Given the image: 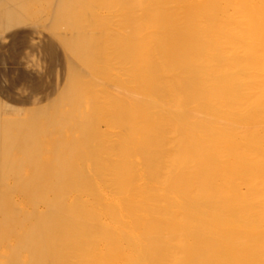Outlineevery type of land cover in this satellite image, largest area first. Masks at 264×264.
<instances>
[{"label": "bare ground", "instance_id": "bare-ground-1", "mask_svg": "<svg viewBox=\"0 0 264 264\" xmlns=\"http://www.w3.org/2000/svg\"><path fill=\"white\" fill-rule=\"evenodd\" d=\"M97 1L0 0V35L18 26H39L63 41L72 58L59 95L29 113L36 120L30 148L27 142L19 149L14 138L20 113L0 102L1 264H76L84 258L105 264V253L89 245L118 242L111 214L98 212L105 210L94 206L100 199L84 197L83 192L95 185L92 179L108 177L106 167L95 163L111 152L112 139L106 145L102 133L108 136L109 113L118 126L132 128L141 119L140 112L152 118L154 135L162 133L165 148L242 152L239 161L253 168L243 175L249 174L256 193L253 216L239 241L243 245H238L240 264H264V0H99L113 9L107 32L113 45L102 64H110L109 71L126 74L130 81L129 103L114 95L109 112L101 101L107 91L97 88L103 79L85 80L82 86L79 82L80 62L89 57L85 47H91L97 35L90 30L94 24L81 21L76 8ZM162 20L172 23L165 35L164 63L157 53L143 82L141 48L136 42L143 36L157 42ZM146 22L154 27L141 32ZM83 72L89 70L84 67ZM95 94L98 97L92 103L89 96ZM75 96L90 102L89 125L73 113ZM143 96L149 106L139 111ZM68 115L73 117L70 128ZM9 177L24 186L26 195L36 193L26 199L34 202L32 210L6 212L16 201L3 197L13 193ZM50 177L57 181L49 190ZM48 190L60 196L47 197ZM69 193L74 197L67 198ZM168 236L155 234L150 246L161 245ZM182 250L185 261L186 250ZM226 252H231V246ZM150 254L153 258L156 252ZM226 264H236L235 257L228 256Z\"/></svg>", "mask_w": 264, "mask_h": 264}, {"label": "rangeland", "instance_id": "rangeland-1", "mask_svg": "<svg viewBox=\"0 0 264 264\" xmlns=\"http://www.w3.org/2000/svg\"><path fill=\"white\" fill-rule=\"evenodd\" d=\"M76 13L81 21L94 24L90 30H95L97 35L91 47H85L89 57L79 65L81 86L85 80L103 79L104 82L97 88H105L107 91L101 96V101L108 112L111 111L110 98L114 95L128 104L130 81L126 74L121 76L118 72L108 70L110 64H102L109 46L113 45L107 33L112 26L113 20L110 17L113 9L98 0L80 5ZM171 24L162 20L158 26L160 35L157 42L151 36H143L136 42L141 48L139 57L143 82L151 73L150 62L156 59L157 53L164 63L165 35L167 30L171 31ZM153 27V24L146 22L140 30L145 32ZM61 42L69 55L70 74L72 58L66 44ZM100 62L102 68H98ZM84 67L89 72L84 74ZM90 92L88 90L87 94L90 95ZM89 97L93 103L98 96L95 94ZM143 100L144 96L141 98L142 106H137L139 111L149 106ZM73 113L78 118L74 110ZM109 115L110 120L105 126L108 136L102 133L108 142L106 145L112 139L109 148L111 152L105 156V160L96 159L95 163L106 167L108 177L92 179L95 185L84 191L83 196L100 199L101 202H96L94 206L105 207L104 211L98 212L111 214L118 242L114 245H89V248L103 251L105 264H226L228 256H234L236 264H240L242 248L238 245H243L239 241L248 227L247 220L253 216L252 201L256 193L249 174L243 175L244 171L251 173L253 168L239 161L242 152L233 149L213 152L210 149L165 148L161 143L162 133H158L157 137L154 135L152 118L146 119L140 112L141 119L129 128L127 125L118 126L113 113ZM68 118L71 119L67 122L70 128L73 117L68 115ZM69 133L72 134L73 130H69ZM86 148L89 149V146ZM102 148L97 146V149ZM210 155L216 157L210 158ZM223 155L227 157L221 158ZM8 181L12 183L10 188L13 193L3 197L14 198L16 201L11 204L14 208L6 212H22L26 211V207L32 210L34 202L26 199L33 198L36 193L28 196L22 192L24 186L19 185L14 178L9 177ZM55 181V178H48L49 190L54 189L51 184ZM49 190L47 197L60 196ZM66 197L73 198L74 193ZM39 204L42 205V202ZM151 229L155 231H149ZM158 233L169 236L161 245L150 246L149 240ZM185 241L189 244L182 245ZM228 246H231L229 253L226 252ZM183 248L187 254L184 256L185 261L181 257ZM151 252H156V256L152 258ZM79 263L96 264L87 258L76 262Z\"/></svg>", "mask_w": 264, "mask_h": 264}, {"label": "crops", "instance_id": "crops-1", "mask_svg": "<svg viewBox=\"0 0 264 264\" xmlns=\"http://www.w3.org/2000/svg\"><path fill=\"white\" fill-rule=\"evenodd\" d=\"M69 67V55L63 43L42 27L18 26L0 35V102L20 113L14 136L19 149L25 148L27 142L30 148L32 136L35 138L36 130L31 126L36 120L29 113L59 95L67 82ZM87 102L75 96L72 103L85 125L92 122L87 110L90 102Z\"/></svg>", "mask_w": 264, "mask_h": 264}]
</instances>
